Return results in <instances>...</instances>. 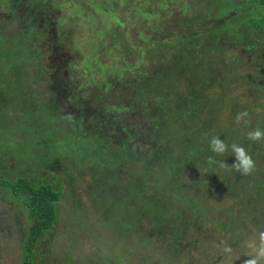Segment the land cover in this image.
Segmentation results:
<instances>
[{
	"label": "trees",
	"instance_id": "obj_1",
	"mask_svg": "<svg viewBox=\"0 0 264 264\" xmlns=\"http://www.w3.org/2000/svg\"><path fill=\"white\" fill-rule=\"evenodd\" d=\"M38 1L43 3L39 8L48 12L46 1ZM147 1L152 4L149 12H134L136 16L143 15L139 20L145 18L146 23L150 18H159L163 9L171 10L172 0ZM197 1L215 3L218 8L211 23L204 25L205 36L204 30L197 32L190 24L186 36L174 32L168 45L154 37L141 51V57L146 52L153 61L162 53L163 65L157 75L146 72L147 76L132 81V96L140 105L146 104L145 113L139 114L141 120L145 119V124L139 123L141 133L133 123L120 126L129 139L141 137L144 148L129 146L123 141L124 136L119 138L121 134L110 147L100 132L108 129L106 125L112 126L113 120L122 122V115L107 112L99 103L93 106L79 95L65 94L67 99L78 98V106L74 112L59 113L58 96L63 91L70 92V83H57L51 77L55 84L47 90L56 97L37 92L39 76H29L23 70L27 66L40 68L39 56L31 47L34 28L29 26L38 25L47 34L46 22L38 19L41 13L34 15L28 27L21 26V19L20 27L8 32L0 25V102L4 103L0 104V194L6 205L8 200H17L30 219L19 264H33L34 255H41L40 244L47 236L52 238L57 225L65 235L88 230L96 238L101 237L100 233L105 237L99 244L105 250V262L97 258L94 264H109L111 259L113 264H132L133 250L144 260L148 258L143 264H201L182 254L183 244L198 240L199 236L215 240L213 244L232 247L225 257L220 254L202 264H243L245 255L254 254L247 242L258 241L259 232L264 231V139L252 141L248 133L257 128L264 132V0ZM231 1L237 4L230 6ZM19 3L14 0L15 7ZM107 4L113 11L114 2ZM205 11L208 14L211 10ZM7 12L0 22L11 21ZM222 30L228 31L225 38ZM229 41L233 49H241L239 57L236 51V57L229 55ZM170 46L179 51L172 67L171 61L165 64L166 48ZM93 58L87 67L94 71L92 68L97 65L95 71L103 76L109 68ZM101 67H105L104 72ZM247 67L252 71H247ZM42 71L39 69L41 74ZM179 75L192 79L181 82ZM100 79L110 87L104 77ZM181 86L188 88L187 96L193 103L185 105L186 94L180 91ZM210 87L214 89L209 92ZM237 87L241 92L232 96ZM227 94L231 97L227 98ZM39 96L41 104L36 101ZM236 97H241L240 102ZM201 109H205L210 121L196 124ZM154 110L157 113L151 115ZM222 110L224 114H220ZM245 110L248 115L237 121V114ZM219 116L224 118L219 120ZM98 119L103 120V126L97 125ZM87 121L97 128H88ZM83 126L86 129L81 130ZM215 136L224 140L228 151H211L209 141ZM233 143L243 146L255 161L251 174L241 175L232 168ZM209 156L216 163L210 164ZM9 161L14 162L11 168ZM222 161L227 167L219 166ZM53 165L62 166V173L45 180L44 173L49 174ZM199 170L211 178L197 177ZM85 172L90 173L91 180L85 186L90 189L89 199L83 201L73 192L78 184L74 181L78 178L80 182ZM32 176L36 179L31 180ZM62 203L64 217L57 210ZM137 226L144 230L136 232L135 244L132 236ZM95 227L103 232L91 230ZM112 233H120L124 242L115 251ZM154 241H160L162 247L155 248ZM156 249L162 258L159 263L155 259L149 261ZM66 251L61 260L56 259L58 263L79 264L80 250L66 247Z\"/></svg>",
	"mask_w": 264,
	"mask_h": 264
},
{
	"label": "rangeland",
	"instance_id": "obj_2",
	"mask_svg": "<svg viewBox=\"0 0 264 264\" xmlns=\"http://www.w3.org/2000/svg\"><path fill=\"white\" fill-rule=\"evenodd\" d=\"M45 1L46 5L49 7L48 12L42 11L39 8L43 3L38 0H20L19 5L16 7L14 5V0H0V18H4L6 11H8L6 13L8 16L11 15V21L9 22L1 19L0 25H3L4 32H8L14 27L16 29L20 27L19 19L24 22L21 26L26 25L28 27L34 15L38 13H41V18L38 19L42 20L43 24L46 22L47 34L43 33L38 25L29 26V29L31 27L34 28V41L31 47L36 50L39 56L37 62H39L40 68L36 66H27L24 67L23 70L27 71L29 76L35 75L36 78L39 76L38 83L35 87L37 92L43 96L46 94L56 97L51 90H47V88L55 84H52L50 80L51 77H53V79L56 78L57 83H70V86L73 87L70 92L63 91L61 96H58L59 101L61 100L59 113L67 114L68 110L71 112L76 111L79 102V100H77L78 98L67 99L66 96L79 95L82 99L87 100L88 104L92 103L93 106H95V103H99L107 112H117V114L122 115V122L113 120L112 126L106 125L108 129L104 128L102 134L100 132V135L104 139H107V143L111 144L110 147L115 145L117 134H121L119 138L124 136L123 141L129 146L144 148L145 146L141 142V137L139 139H129L127 133L120 125L122 123H133L134 129L136 128V130L141 133L139 123L143 122L145 124V119L141 120L139 114L145 113L146 104L140 105L137 99L133 97L134 95L132 96V81L147 76L145 74L146 72L151 73L153 76L157 75L161 70L163 62L160 58L163 57L162 53L153 61L146 52L144 56L141 57V51H143L146 44L148 46L152 43L151 41L154 37L158 38L159 42L162 44L168 45L170 42L168 38H171L174 32H182V25H179V22L184 18V14L181 12V9L176 8L178 3H171V10L163 9V11L160 12L159 18H150L146 23L145 18H143V21L139 20L140 17L141 19L144 17L143 15L138 14V16H136L134 12L136 10L149 12L152 4L147 0ZM108 1L114 2L115 6L113 11L107 4ZM179 3H181V0H179ZM79 4L82 7H80ZM211 4L213 7L211 13H215L217 5L215 3ZM235 4L237 3L230 2V6ZM223 11L226 12V10ZM220 17L222 16H219V18ZM227 32V30H222L220 32L221 36L225 38L228 36ZM164 38L167 39L165 42L163 41ZM231 44L233 43L229 41V47H231V49H229V55L232 58L236 57L234 53V51H236L239 57L242 54L241 49H233ZM175 54H179V51L174 50L172 46L166 48V65L169 61L172 62L170 67L174 65L173 63L176 62L178 57L175 56ZM93 57L97 59V64H100V66L105 65L109 68L103 76L99 75L98 71H95L94 68L98 69L97 65L92 68L94 71L87 67L90 62L94 60ZM41 68L43 70L42 74L39 72ZM246 69L247 71H252V68L250 69L247 67ZM104 70L105 67H101V71L104 72ZM182 71L183 69L181 72ZM100 77H104L110 84V87L106 82H102ZM104 88H108L107 91H104ZM210 89L213 90L214 87L208 88L209 92L211 91ZM99 90L102 93L96 97V95L100 93ZM180 91L186 94L183 96L185 105L193 103V100L187 96L188 88L186 86H181ZM239 92L241 91H239L238 87L233 89L232 96L237 95ZM19 95L20 97L22 96L21 94ZM226 97L230 98L231 96L227 94ZM238 98L240 99L241 97H236V100H239ZM36 101L38 104L43 103L40 96L39 99L36 98ZM238 102H240V100ZM0 104L4 103L0 102ZM148 107L149 105L147 108ZM223 112L225 111L222 110L220 114ZM156 113V110L151 111V115H155ZM207 116L205 109H201V111L198 112V119L195 123L198 124L199 122L210 121V118ZM223 118L224 116L218 117L219 120ZM62 124H65V121L62 122ZM87 125L88 128H90V125L94 126L92 129L97 128V126L90 121H87ZM97 125L103 126V120L101 121L98 119ZM80 129L83 130L86 128L83 126ZM13 163L12 161L7 163L9 168L13 166ZM61 167L53 165L49 169V174H42L43 178L48 180L55 175H60L62 173ZM42 169H44V167ZM85 174L86 175L83 176L82 179L80 178V182L79 179L76 178L74 183H78L76 184L77 189H74L73 192L80 199L82 198L83 201H86L89 196L90 189L85 186L88 180H91L90 173L85 172ZM197 177L207 179L211 178V175L205 173L204 170H199ZM35 179V177H31V180ZM93 188L92 190H94ZM1 197L2 194H0V264H19L24 252V248L21 244L27 239L30 219L28 218L29 221L27 220V216L17 200H8L9 203L6 205L1 200ZM65 198L62 197V199ZM66 203H68V201H66ZM64 206L65 204L62 203L57 207V210L63 217L65 214L62 213L61 210ZM58 228L59 225L53 229L52 238L47 236V238L42 241L38 248L41 252L38 254L41 255H34L33 264H59L57 260H61L68 253L67 251L64 252L66 247L80 250L78 258H80L81 255L82 258L78 260L79 264H94L97 258L101 263L105 262V250L99 245L103 244L102 240H104L105 237L101 235V233L99 234V231H103L98 227L91 230L98 231L99 236H101L100 238L94 237L88 230L81 231L77 233V235H74V233H66L65 235L63 230L59 231ZM109 230L112 231L113 229L109 227ZM143 230L144 227L140 226L133 228L134 234L132 237L135 244H138L136 232L143 233ZM112 235V244L115 251L120 244L124 242L120 233H112ZM65 236L66 238H70L69 242L66 241L67 239ZM73 237L76 239H73ZM150 242L151 240L149 243ZM214 242L215 240H203V237L199 236L198 240L192 242L186 241V243L183 244L184 250L182 254L189 256L190 259L196 262L198 261L201 264L212 258L217 259L220 254H224L225 257L227 253L223 252L224 245L213 244ZM152 244L155 248L162 247L160 241L157 243L154 241ZM187 244H191V246ZM150 256H152V259L149 261L155 259V262L159 263L162 260L158 249L154 250ZM130 260L132 264L138 262L143 264L148 261V258L144 260L138 251L133 250ZM108 262L109 264H113L112 259ZM227 264H234V262L228 261Z\"/></svg>",
	"mask_w": 264,
	"mask_h": 264
},
{
	"label": "clouds",
	"instance_id": "obj_3",
	"mask_svg": "<svg viewBox=\"0 0 264 264\" xmlns=\"http://www.w3.org/2000/svg\"><path fill=\"white\" fill-rule=\"evenodd\" d=\"M176 2L178 3L177 9H181L182 13L184 14V18L179 22V25H182V33L183 36H186L188 33V29L190 24L194 25L198 30H204V25L206 23H211L210 19L215 17V14L218 12V8H216L215 13H211V11L207 14L205 8H210L212 10V4L207 3L203 4L198 2L197 0H172L171 3ZM222 16V15H220ZM203 17L201 20L200 18ZM219 17V15H218ZM224 16L220 17L223 18ZM236 20V19H235ZM205 36V30H204ZM185 38V37H184ZM175 57V56H174ZM185 72L184 70L182 73ZM205 74V73H204ZM188 76L186 79L179 75L181 80H188L190 81L192 78ZM95 111V110H94ZM97 112V111H96ZM248 115V112L245 110L237 114V121L243 120L244 117ZM244 123H249V121L245 120ZM248 138L252 141L262 140L264 139V132H262L259 128L251 131L248 133ZM209 147L212 152L217 154H223L228 151L229 146L224 143V140H221L219 136L212 137L209 141ZM231 153L235 156V162L231 165L232 168L235 169L236 172L240 173L241 175H249L255 169V161L253 160L252 156L246 151V149L233 143L231 146ZM208 161L210 164L216 163L212 156L208 157ZM227 163L225 161L220 162V167H227ZM247 247L253 249V253L251 255H245L247 259L243 261V264H264V231H260L258 234V241L251 240L247 242ZM223 252L230 254L232 252L231 245H225L223 248Z\"/></svg>",
	"mask_w": 264,
	"mask_h": 264
}]
</instances>
